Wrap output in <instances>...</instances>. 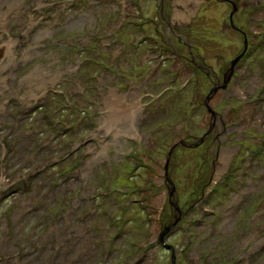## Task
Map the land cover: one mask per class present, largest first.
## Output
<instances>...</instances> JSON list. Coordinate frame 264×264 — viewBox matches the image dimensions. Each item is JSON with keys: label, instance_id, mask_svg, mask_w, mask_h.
<instances>
[{"label": "rangeland", "instance_id": "rangeland-1", "mask_svg": "<svg viewBox=\"0 0 264 264\" xmlns=\"http://www.w3.org/2000/svg\"><path fill=\"white\" fill-rule=\"evenodd\" d=\"M230 1L0 0V264H264V0Z\"/></svg>", "mask_w": 264, "mask_h": 264}, {"label": "flooded vegetation", "instance_id": "flooded-vegetation-1", "mask_svg": "<svg viewBox=\"0 0 264 264\" xmlns=\"http://www.w3.org/2000/svg\"><path fill=\"white\" fill-rule=\"evenodd\" d=\"M221 1H223V2H227V3H231L232 4V6L234 7V4H233V2L232 1H230V0H221ZM54 10V9H53ZM53 10L51 11L52 13H53ZM234 10H235V8H234ZM54 14V13H53ZM171 13H168V15H170ZM168 18H170V16H168ZM167 21L168 20H165V22L167 23ZM230 24H231V22H230ZM178 41H179V38H178ZM183 43H184V45L185 46H187L186 45V43H185V40H183ZM186 48H188V47H186ZM156 49H163V48H156L155 46H150L149 48H148V50H150V51H154V50H156ZM199 68H202V67H199ZM210 110V109H209ZM211 111V110H210ZM211 113L213 114V115H216L215 113H214V111H211ZM166 173V172H165ZM171 204L173 205V207H174V210L177 212H179L180 214H181V210H180V208H179V206H178V204L176 203V202H174L173 200H171Z\"/></svg>", "mask_w": 264, "mask_h": 264}, {"label": "water", "instance_id": "water-1", "mask_svg": "<svg viewBox=\"0 0 264 264\" xmlns=\"http://www.w3.org/2000/svg\"><path fill=\"white\" fill-rule=\"evenodd\" d=\"M242 54H243V52H242ZM242 54H240V56H241ZM240 56H238V57L234 60V63H235L236 61H238V59L240 58ZM234 63H233V65H234ZM231 70H232V68H231ZM224 80H225V82H226L227 78H225ZM200 141H203V138H201ZM175 147H176V144H173L172 147L170 148L169 152H168V155L172 152V150H173ZM167 157H169V156H167ZM165 175H166V174H165ZM166 176H167V175H166ZM168 183H171V189L169 190L168 194H169L170 197H172L173 192H174V185L172 184V182H171L170 179H168ZM165 229H166V228H165ZM163 245H164L165 248H167V249H169V250L171 251V254H173V247H172V246L167 245V244H166V245L163 244Z\"/></svg>", "mask_w": 264, "mask_h": 264}, {"label": "bare ground", "instance_id": "bare-ground-1", "mask_svg": "<svg viewBox=\"0 0 264 264\" xmlns=\"http://www.w3.org/2000/svg\"><path fill=\"white\" fill-rule=\"evenodd\" d=\"M176 16H177V15H176ZM177 17H178V16H177ZM158 200H159V202H160V201H161V198H159ZM172 200H175V198H172Z\"/></svg>", "mask_w": 264, "mask_h": 264}]
</instances>
